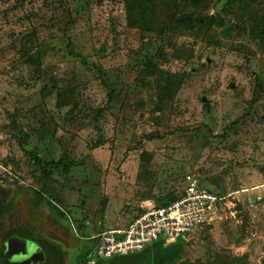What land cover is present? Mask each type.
Segmentation results:
<instances>
[{"label": "rangeland", "instance_id": "obj_1", "mask_svg": "<svg viewBox=\"0 0 264 264\" xmlns=\"http://www.w3.org/2000/svg\"><path fill=\"white\" fill-rule=\"evenodd\" d=\"M167 3L156 0L161 16ZM211 5L185 0L172 10L205 15ZM223 17L236 28L192 22L160 33L142 27L143 0H0V227L41 230L71 264L97 228L125 227L143 206L179 194L190 171L234 196L237 213L188 236L182 258L206 264L224 252L260 263L264 0L233 3ZM164 73L184 76L167 103L155 88ZM51 78L75 90L72 110L55 92L40 93ZM44 128L53 135L41 150L47 167L24 151L27 135ZM63 159L73 163L67 171ZM46 172L67 220H52L46 200H34Z\"/></svg>", "mask_w": 264, "mask_h": 264}, {"label": "trees", "instance_id": "obj_2", "mask_svg": "<svg viewBox=\"0 0 264 264\" xmlns=\"http://www.w3.org/2000/svg\"><path fill=\"white\" fill-rule=\"evenodd\" d=\"M185 0H170V3L166 4V11L162 16L157 11L156 0H143L144 7V21L143 28L147 30H158L160 33L165 31V28H177L179 25H185L186 27L192 25L195 22L199 25L211 27L213 25L220 26L223 29H234L235 25H228L227 21L224 19L223 14L228 11L229 7L236 2H243L244 0H192L195 6L199 3H212L213 13L201 15L195 10L188 13H183L182 17H177L175 12L172 10V6H177L179 2ZM259 35L264 37V26L260 27ZM184 81V76L178 73H164V76L159 75L155 80V88L157 91V96L162 103L171 102L174 95L179 90L181 84ZM52 92L56 93L57 105L64 106L70 105V109L76 105L75 90L72 86L68 85L66 88H59L55 79L51 78L47 83H45L41 89L40 93L42 96L49 95ZM109 94H111L109 92ZM205 102V98L203 99ZM207 105V102L204 103ZM52 133H48L47 129L44 128L41 136L37 135H27V138L32 143L29 146L24 147V151L30 155L31 160L35 164H39L41 167L50 166V164H41L40 156L41 150L44 146H47L51 140ZM58 164L63 165L64 171H67L73 163L71 161H66L65 159L59 161ZM59 167V165H57ZM51 172L43 173L44 179L41 190L33 191L34 200L41 201L46 200L48 204L50 216L54 221H62L68 219L63 208L59 206V201H53L51 196L46 191L45 179L49 178ZM201 185L205 186L203 183ZM208 188L207 186H205ZM210 191H214L208 188ZM9 192V191H7ZM178 194H171L167 197L165 201L160 202L158 205H164L175 200ZM5 198V196H4ZM4 198L1 202H4ZM105 206V201L102 202L100 209L103 210ZM215 224V223H214ZM210 224L206 227H210ZM0 227V264H16L7 254L6 243L12 239L25 240L27 242H35L42 249L44 253V260L38 264H67L65 261V249L57 245L53 240H49L43 237V232L39 229H32L27 224L18 221L12 226ZM98 232L99 231V228ZM88 230L86 229V234ZM89 237V235H86ZM98 244L97 237L88 238V241H82L76 248V251L70 253L71 264H88L87 261L95 255L96 248ZM186 241L183 238H178L174 242L165 244L162 239H156L149 244L143 246L140 250L123 254L115 255L106 259H98L93 264H204L201 260L196 259L191 261L189 259H183V254L185 252ZM249 256L248 254H241L237 256H229L224 252L213 253L206 264H248ZM264 264V253L261 257L260 263Z\"/></svg>", "mask_w": 264, "mask_h": 264}, {"label": "built area", "instance_id": "obj_3", "mask_svg": "<svg viewBox=\"0 0 264 264\" xmlns=\"http://www.w3.org/2000/svg\"><path fill=\"white\" fill-rule=\"evenodd\" d=\"M183 180V188L175 200L164 205H145L125 227L93 235L98 244L89 262L140 250L156 239L165 244L180 237L186 240L196 230L236 216L234 196L230 199L231 194L210 191L190 171L185 172Z\"/></svg>", "mask_w": 264, "mask_h": 264}, {"label": "water", "instance_id": "obj_4", "mask_svg": "<svg viewBox=\"0 0 264 264\" xmlns=\"http://www.w3.org/2000/svg\"><path fill=\"white\" fill-rule=\"evenodd\" d=\"M6 248L7 254L16 264H38L45 258L42 249L35 242L12 239L6 243Z\"/></svg>", "mask_w": 264, "mask_h": 264}]
</instances>
